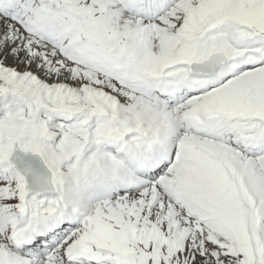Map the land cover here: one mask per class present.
I'll return each mask as SVG.
<instances>
[{
  "label": "snow or ice",
  "instance_id": "snow-or-ice-1",
  "mask_svg": "<svg viewBox=\"0 0 264 264\" xmlns=\"http://www.w3.org/2000/svg\"><path fill=\"white\" fill-rule=\"evenodd\" d=\"M0 264H264V0H0Z\"/></svg>",
  "mask_w": 264,
  "mask_h": 264
}]
</instances>
